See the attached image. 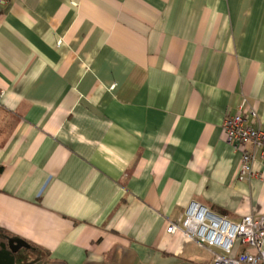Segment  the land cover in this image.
Returning a JSON list of instances; mask_svg holds the SVG:
<instances>
[{
    "label": "crops",
    "instance_id": "obj_1",
    "mask_svg": "<svg viewBox=\"0 0 264 264\" xmlns=\"http://www.w3.org/2000/svg\"><path fill=\"white\" fill-rule=\"evenodd\" d=\"M2 91L13 264H210L167 232L191 201L264 214L223 129L245 100L264 127V0H6Z\"/></svg>",
    "mask_w": 264,
    "mask_h": 264
},
{
    "label": "built area",
    "instance_id": "obj_2",
    "mask_svg": "<svg viewBox=\"0 0 264 264\" xmlns=\"http://www.w3.org/2000/svg\"><path fill=\"white\" fill-rule=\"evenodd\" d=\"M5 2L0 0V4ZM3 96L2 91L0 107ZM247 104L243 101L237 113L228 116L223 123L227 142L241 154L237 175L240 181L262 177L254 166L256 161L264 164V127L258 124L257 110ZM167 232L180 233L187 241L217 249L210 264H264V214H248L234 221L198 201H191L184 216L170 222ZM237 242L243 248L235 253Z\"/></svg>",
    "mask_w": 264,
    "mask_h": 264
},
{
    "label": "trees",
    "instance_id": "obj_3",
    "mask_svg": "<svg viewBox=\"0 0 264 264\" xmlns=\"http://www.w3.org/2000/svg\"><path fill=\"white\" fill-rule=\"evenodd\" d=\"M16 237L0 228V264H13Z\"/></svg>",
    "mask_w": 264,
    "mask_h": 264
},
{
    "label": "water",
    "instance_id": "obj_4",
    "mask_svg": "<svg viewBox=\"0 0 264 264\" xmlns=\"http://www.w3.org/2000/svg\"><path fill=\"white\" fill-rule=\"evenodd\" d=\"M14 243H15V245H16V244H19V243H17V241H15ZM24 244H25V243H24ZM13 249L15 250V247H13Z\"/></svg>",
    "mask_w": 264,
    "mask_h": 264
},
{
    "label": "rangeland",
    "instance_id": "obj_5",
    "mask_svg": "<svg viewBox=\"0 0 264 264\" xmlns=\"http://www.w3.org/2000/svg\"><path fill=\"white\" fill-rule=\"evenodd\" d=\"M22 251H26V249L23 248Z\"/></svg>",
    "mask_w": 264,
    "mask_h": 264
}]
</instances>
